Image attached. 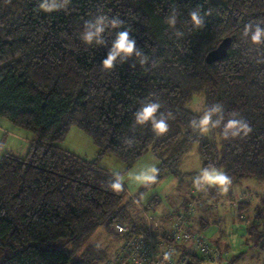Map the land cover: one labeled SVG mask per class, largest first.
<instances>
[{
	"label": "trees",
	"instance_id": "trees-1",
	"mask_svg": "<svg viewBox=\"0 0 264 264\" xmlns=\"http://www.w3.org/2000/svg\"><path fill=\"white\" fill-rule=\"evenodd\" d=\"M38 3L0 0V116L36 134L26 155L8 150L0 156V264H102L110 249L91 241L98 228L104 224L111 233L116 221L139 222L137 211H129V193L123 200L125 184L119 193L109 187L113 172L56 144L72 126L90 136L97 158L111 154L126 169L152 151L159 159L157 179L184 176L180 161L197 145L201 171L223 168L228 186L245 178L264 182V62L257 63L264 47L257 50L242 38L245 25L264 27V0H72L67 11L50 13L37 11ZM196 8L206 24L200 30L190 18ZM173 9L175 28L165 22ZM99 15L124 22L106 30L108 46L80 38L84 21ZM125 29L148 63L133 58L104 70L111 40ZM177 30L184 35L177 37ZM226 36L232 37L227 56L207 63V53ZM196 93L205 105L223 104L226 119L238 113L252 132L228 140L219 128L193 132L190 121L200 112L188 102ZM146 99L174 114L167 133L157 136L150 122L134 127ZM206 191L219 196L215 186ZM255 198L239 216L246 242L264 252V192ZM159 201L154 195L147 204Z\"/></svg>",
	"mask_w": 264,
	"mask_h": 264
},
{
	"label": "rangeland",
	"instance_id": "rangeland-1",
	"mask_svg": "<svg viewBox=\"0 0 264 264\" xmlns=\"http://www.w3.org/2000/svg\"><path fill=\"white\" fill-rule=\"evenodd\" d=\"M204 99L205 97L202 93H196L188 102V107L193 111H196L197 108H203L205 106ZM0 125V145L4 146L3 150H0V156L8 150H12L19 156L26 155L30 141L35 138L36 134L31 130L15 125L2 116H0ZM56 144L63 149L72 151L82 159L96 161L99 166L107 170L112 169V171L117 172L121 170L119 173L123 177L127 190L123 200H130L128 193L136 196V200H132L133 204L131 202L129 205V211L131 212L137 208L138 202L147 207L149 213L155 216L167 212L177 214L184 207L182 205L184 196L191 200L198 197L204 203L196 205L192 214V221L195 228L209 242L218 246L228 260H231L234 255L241 253L242 256L236 261V264H261L264 262V252L260 251L256 246H251V243L246 242V223L239 216V214L244 213V209L241 211L240 207L246 203L249 206L257 202L255 196L264 192V182L245 178L238 184L228 186L229 190L226 193L221 191L219 186L212 185L219 192L218 198H214L207 193V186L197 190L193 183L195 177L202 169L197 145L192 146L180 161L179 169L184 172V176L179 178L172 173H164L155 183L144 185L132 179V177L141 170L153 165L157 167L159 159L152 151L141 155L130 168L126 169L124 163L111 154H104L97 158L98 149L96 145L88 134L76 126H72L64 139L57 140ZM108 158H113L120 162L122 164L121 167L119 168V166L113 164L112 160ZM217 169L223 171V168ZM154 195H157L160 201L157 204L148 205V201ZM193 196L195 197L193 198ZM242 201L246 202L243 203ZM201 220H206L208 224L206 226L201 225ZM111 233L102 224L91 241H96L102 246H108L110 252H112V249L119 244L120 240L118 236Z\"/></svg>",
	"mask_w": 264,
	"mask_h": 264
},
{
	"label": "clouds",
	"instance_id": "clouds-1",
	"mask_svg": "<svg viewBox=\"0 0 264 264\" xmlns=\"http://www.w3.org/2000/svg\"><path fill=\"white\" fill-rule=\"evenodd\" d=\"M10 2V0H8ZM72 0H39L37 11L53 12L59 10H68V6ZM192 26L197 29L206 27L204 16L201 14L199 8L193 9L190 12ZM178 20V13L175 9L171 14L165 17V22L172 28H175ZM123 21L118 18L109 19L106 15L96 16L94 19L84 21L83 29L80 33L81 40L88 45L108 46V41L105 39V32L109 28L120 29ZM176 36L181 37L184 34L176 31ZM242 38L251 45L256 46L257 50L264 47V27L261 24L249 23L245 25ZM110 48L107 57L103 59L102 66L104 70H112L116 65L123 64L129 60L135 59L141 66L149 61V56L144 50L137 46V41L130 35V31L125 29L117 31L115 37L111 40ZM264 62V59L257 60V63ZM162 104L158 100L146 99L141 102V107L135 113L136 125L143 126L151 123L152 130L157 136L163 135L169 130L168 121L175 119L172 111H160ZM200 115L190 121V127L193 132L199 135H206L213 129H221V134L225 140L233 138H242L252 132L250 124L243 118L239 117L236 112L228 113L226 119L225 108L221 103H213L205 105L203 108H197ZM130 147L134 140L129 138L125 141ZM3 145H0V150H3ZM159 169L153 165L145 170H141L132 179L144 185L155 183L157 180V173ZM197 190H201L206 186L216 185L223 192H228V185L231 180L229 176L217 169L216 167H205L193 181ZM109 187L116 193L123 190V177L119 172L112 173V180ZM171 258V253H165L164 260Z\"/></svg>",
	"mask_w": 264,
	"mask_h": 264
},
{
	"label": "built area",
	"instance_id": "built-area-1",
	"mask_svg": "<svg viewBox=\"0 0 264 264\" xmlns=\"http://www.w3.org/2000/svg\"><path fill=\"white\" fill-rule=\"evenodd\" d=\"M203 203L196 197L181 212L157 217L137 202L139 222L113 223L110 230L120 236V242L102 264H230L224 252L207 242L193 224L194 209ZM165 253H171L167 261Z\"/></svg>",
	"mask_w": 264,
	"mask_h": 264
},
{
	"label": "water",
	"instance_id": "water-1",
	"mask_svg": "<svg viewBox=\"0 0 264 264\" xmlns=\"http://www.w3.org/2000/svg\"><path fill=\"white\" fill-rule=\"evenodd\" d=\"M232 43V37L226 36L221 42L206 55V62L213 63L227 56L229 47Z\"/></svg>",
	"mask_w": 264,
	"mask_h": 264
},
{
	"label": "crops",
	"instance_id": "crops-1",
	"mask_svg": "<svg viewBox=\"0 0 264 264\" xmlns=\"http://www.w3.org/2000/svg\"><path fill=\"white\" fill-rule=\"evenodd\" d=\"M0 127H1V125H0ZM12 132H16V131H12ZM16 134H18V133H16ZM82 135V134H81ZM92 140V139H91ZM93 142V141H92ZM108 159H111L112 160V163L113 164H116L117 166H119V168L121 167V163L120 162H117L115 159H113V158H108ZM110 170V172H117V171H112V169H109ZM119 172H121V170H119ZM195 196H193V198H194ZM185 200H191V199H189L187 196H184V199H183V203H182V205L183 206H185ZM181 205V206H182ZM148 210V209H147ZM178 210V209H177ZM135 212L137 211V208L134 210ZM131 212V211H130ZM171 213H173V212H167V213H165V214H162V215H156V216H160V217H163V216H166V215H168V214H171Z\"/></svg>",
	"mask_w": 264,
	"mask_h": 264
}]
</instances>
